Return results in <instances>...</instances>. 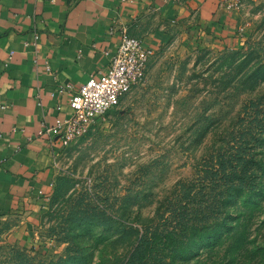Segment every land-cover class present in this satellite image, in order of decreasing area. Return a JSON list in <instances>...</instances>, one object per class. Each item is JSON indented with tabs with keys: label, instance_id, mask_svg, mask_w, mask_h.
Instances as JSON below:
<instances>
[{
	"label": "rangeland",
	"instance_id": "rangeland-1",
	"mask_svg": "<svg viewBox=\"0 0 264 264\" xmlns=\"http://www.w3.org/2000/svg\"><path fill=\"white\" fill-rule=\"evenodd\" d=\"M239 14L236 44L189 48L174 41L155 51L118 108L62 147L53 191L31 225L0 222V264L122 260L134 240L128 225L152 220L241 105L264 96V0H243ZM255 199L250 243L235 264H264V182ZM205 252L185 264L228 260L221 246Z\"/></svg>",
	"mask_w": 264,
	"mask_h": 264
},
{
	"label": "crops",
	"instance_id": "crops-1",
	"mask_svg": "<svg viewBox=\"0 0 264 264\" xmlns=\"http://www.w3.org/2000/svg\"><path fill=\"white\" fill-rule=\"evenodd\" d=\"M239 13L223 0H0V222L28 227L46 205L62 149L48 129L108 70L122 32L152 53L174 41L221 48L238 42Z\"/></svg>",
	"mask_w": 264,
	"mask_h": 264
},
{
	"label": "trees",
	"instance_id": "trees-1",
	"mask_svg": "<svg viewBox=\"0 0 264 264\" xmlns=\"http://www.w3.org/2000/svg\"><path fill=\"white\" fill-rule=\"evenodd\" d=\"M219 134L192 176L160 201L154 218L128 225L134 240L118 264H185L220 246L228 257L223 264L241 257L264 182V96L245 101Z\"/></svg>",
	"mask_w": 264,
	"mask_h": 264
},
{
	"label": "built area",
	"instance_id": "built-area-1",
	"mask_svg": "<svg viewBox=\"0 0 264 264\" xmlns=\"http://www.w3.org/2000/svg\"><path fill=\"white\" fill-rule=\"evenodd\" d=\"M242 1L223 0V4L227 9L235 10L240 8ZM37 39L38 36L34 35V44ZM151 55V49L142 41L122 32L108 70L97 77H90L73 93L69 100L70 116L63 121L58 120L48 131L53 132L64 147L95 122L105 120L141 82ZM63 88L58 92H64Z\"/></svg>",
	"mask_w": 264,
	"mask_h": 264
}]
</instances>
